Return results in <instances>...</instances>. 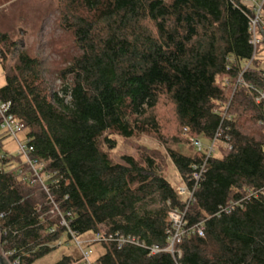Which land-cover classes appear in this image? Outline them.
Here are the masks:
<instances>
[{
  "label": "trees",
  "instance_id": "16d2710c",
  "mask_svg": "<svg viewBox=\"0 0 264 264\" xmlns=\"http://www.w3.org/2000/svg\"><path fill=\"white\" fill-rule=\"evenodd\" d=\"M59 12L73 51L50 72L39 38ZM254 17L241 0H0L7 80L0 103L11 104L51 176L47 193L20 177L27 168L19 157L0 158L2 249L12 264H35L64 236L88 233L138 243H103L97 264H264V102H256L264 92V42L239 82L254 54ZM263 27L264 6L259 33ZM23 33L34 38L29 47L19 44ZM163 101L174 108L179 148L219 133L190 203L166 164L193 189V167L205 159L193 148L183 154L161 141L167 163L149 149L121 163L112 156L119 139L162 138L155 112ZM175 210L187 230H205L186 235L173 255L163 250ZM153 247L163 252L152 255ZM75 261L64 256L56 264Z\"/></svg>",
  "mask_w": 264,
  "mask_h": 264
},
{
  "label": "rangeland",
  "instance_id": "374dc122",
  "mask_svg": "<svg viewBox=\"0 0 264 264\" xmlns=\"http://www.w3.org/2000/svg\"><path fill=\"white\" fill-rule=\"evenodd\" d=\"M59 17L60 12L48 17L42 29L41 37L39 38L38 48L41 50L43 57L47 59V66L50 72H55L61 67V65H64V58L61 56V54L71 53L73 51L70 49V46H72V40L68 37H65L66 35L58 28L56 21L57 19H59ZM18 41L21 46L29 47L33 44L34 38L30 37V35L27 33H23V36L19 37ZM54 45H57V47H62L60 48L61 53L55 51ZM6 83V75L3 68L0 67V89L4 87ZM59 86V81H56L54 87L59 88ZM155 114L159 120L162 138L159 139L154 135H144L128 141L119 139L118 148L112 153V156L116 162L121 163L123 156H132L137 158L140 156V152L149 149L153 151V153L160 154L167 163V152L164 147V143L161 142L164 140H167L174 150H178L183 154H190L192 150L190 151L188 146L179 148L177 144L173 142V138H176V136H179L180 134V129L177 126L173 106L170 103L163 101L158 106ZM25 135L26 132L19 134V137L23 139ZM18 150L19 147L17 142L13 139L7 138L3 141L0 148V158L5 156L6 154L12 157H18ZM166 174L171 184L176 187L178 191L186 189L178 175L175 166L171 162L166 164ZM182 197L186 199L188 198V194H184ZM94 238H96L95 233H88L81 237H78L77 241L75 239L69 240L68 236L66 235L60 241L53 245L54 247H56V249L50 255L35 264H56L64 256L73 257L77 261L80 260L81 251L78 247L77 242L82 243V248L84 250H92L93 255L91 256V260L93 262H97V260L102 255H104L106 250L102 244L97 243L89 246V244L85 243L86 241Z\"/></svg>",
  "mask_w": 264,
  "mask_h": 264
},
{
  "label": "built area",
  "instance_id": "2783aa9c",
  "mask_svg": "<svg viewBox=\"0 0 264 264\" xmlns=\"http://www.w3.org/2000/svg\"><path fill=\"white\" fill-rule=\"evenodd\" d=\"M241 1L245 6L253 8L255 11V17L251 21V31L253 33L251 44L254 47V54L252 60L248 64H246L245 70L240 76L239 82L242 83L243 82L242 76L244 72L250 68L252 62L256 58H258L260 54L262 55V53H264V52L262 53L260 52V45L261 43H263L262 30L264 32V27L261 29L260 33L258 32L259 29L258 25L260 22L261 11L264 6V0H241ZM256 102L258 104L264 102V92L261 91L258 93ZM11 110L12 108L10 103H0V133L2 134V137H4L2 141H0V148L5 139L10 138L15 140L19 147L18 157L22 160V164L27 168L26 172L23 169H20L19 171L20 177L25 182L30 183V185L32 186L39 184L47 193H49L48 182L51 176L49 173H45V164L38 162L34 158L33 154L35 150L33 146L29 144L27 133L23 139L19 137V134L26 132V130L22 122L15 116V114L12 113ZM218 135L219 133L211 142H204L200 138L199 139L190 138V144L188 145V147L193 148L197 153L204 156L205 159L200 164H197L193 167V180H194L193 189L186 188L179 191L180 196H183L184 194H188V198H189L188 203H190L193 200L195 190L197 189L203 176L207 172L208 161L215 155L217 151ZM225 146L226 147L228 146L227 143H225ZM235 206H241V202L236 203ZM169 216L173 224L174 235L171 239L170 247L166 250H163L164 252L165 251L170 252L174 255L175 245L181 243L183 238L186 235L191 234V232L198 234L200 237L204 236L205 229L203 228V226H198L188 230L186 229L187 223L185 222L184 215L182 214V212L175 210L170 212ZM62 223L63 225L67 226L65 220H63ZM72 236L73 239L77 241V237H75L74 235ZM114 241L120 244L121 246L125 244H133L138 246V243L135 239L119 237L118 235L114 236L113 234L106 236L103 233L96 234V238L88 240L85 243L89 244V246H92L97 243L103 244ZM77 244L81 251V259L73 262V264H97V262H93L91 260L93 251L84 250L82 248L81 242H77ZM163 251L160 250L158 247H153L151 249V254L157 255Z\"/></svg>",
  "mask_w": 264,
  "mask_h": 264
},
{
  "label": "water",
  "instance_id": "95a60500",
  "mask_svg": "<svg viewBox=\"0 0 264 264\" xmlns=\"http://www.w3.org/2000/svg\"><path fill=\"white\" fill-rule=\"evenodd\" d=\"M263 42H264V32L262 30ZM0 264H11L10 260L6 257L5 252L2 249V234L0 231Z\"/></svg>",
  "mask_w": 264,
  "mask_h": 264
}]
</instances>
